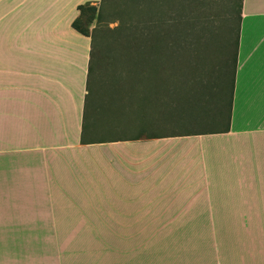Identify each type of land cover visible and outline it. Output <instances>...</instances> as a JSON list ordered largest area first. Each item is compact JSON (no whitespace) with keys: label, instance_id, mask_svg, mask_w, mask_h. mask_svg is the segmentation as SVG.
<instances>
[{"label":"crops","instance_id":"0c3cea01","mask_svg":"<svg viewBox=\"0 0 264 264\" xmlns=\"http://www.w3.org/2000/svg\"><path fill=\"white\" fill-rule=\"evenodd\" d=\"M99 3L0 0V264H264V0H242L227 132L115 140L90 138L75 27Z\"/></svg>","mask_w":264,"mask_h":264},{"label":"rangeland","instance_id":"374dc122","mask_svg":"<svg viewBox=\"0 0 264 264\" xmlns=\"http://www.w3.org/2000/svg\"><path fill=\"white\" fill-rule=\"evenodd\" d=\"M120 3L121 0H112L110 8ZM97 7L99 9L100 3ZM85 10L84 22H81V26L83 29L91 27L90 31H92L97 25L96 16L92 14V10L88 8ZM206 10L210 21L213 17L212 10L208 11V8ZM215 10L220 11L218 8ZM117 26V23L109 24L110 29H115ZM214 26L210 27L207 24L203 26L201 38L197 40L198 54L192 56V60L188 58L189 56H178L176 58L178 69L175 71L169 70L168 64L162 62L146 63L147 69L151 72L159 70L160 75L172 80L169 81L171 92L178 87L182 97L192 99L189 103L185 99L177 101L172 98L168 106H163L165 115L161 118L155 114L159 111L154 105L156 102H152L156 93L155 81L152 79L150 83H141L135 77L136 72L132 70L135 65L130 64L121 52L120 46L125 39L112 36L113 33L107 31L97 35V57L93 63L88 98L93 123L91 127L88 120L90 138L115 140L158 134L211 132L226 128L231 73L228 74L225 83L222 82L221 74L225 61L228 59L231 61L234 56L237 23L234 20L229 24ZM148 59L149 57L146 58ZM114 60L117 61L116 64ZM188 61H193L194 65L188 66ZM176 85L181 86L174 87ZM182 91L183 93L191 91V95L186 93L183 96ZM222 92L226 99L219 117ZM150 116L155 118L153 119L156 120V124L148 125L147 119Z\"/></svg>","mask_w":264,"mask_h":264},{"label":"trees","instance_id":"16d2710c","mask_svg":"<svg viewBox=\"0 0 264 264\" xmlns=\"http://www.w3.org/2000/svg\"><path fill=\"white\" fill-rule=\"evenodd\" d=\"M111 1L112 0H101L99 9L98 7H91L89 4L85 7H80L82 15H85V9L88 8L92 10V14L96 16L97 25L92 31L81 28L77 25V22L75 24L78 31L84 35L90 36L92 39L90 72L92 73L93 71V63L97 57V35H101V32H111L113 33L112 36L122 37L125 40H122L120 46L121 52L122 55L128 59L130 64L135 65V67L132 68V70L136 72L135 77L138 78L141 83H150L152 79L155 81L154 88H156V93L152 102H156L154 105L159 111L158 113L155 112V114H158L159 118L165 115L163 106H168L172 98L177 101L185 99L189 103L192 99L184 98L180 95L178 90L180 88L177 86L181 85L174 86L177 87V89L171 92L169 89V81L171 82L172 80L170 78L167 80L164 75H160L159 70L151 72L147 69L146 63L151 61L162 62L165 63V65L168 64L169 70L175 71L178 69L176 64V58L178 56H189L188 58L192 60V56L198 54L197 40L201 38V31L204 25L207 24L210 27H215L214 25L229 24L236 20L237 30L234 56L231 61L230 59L225 61L221 74L222 82L225 83L229 77L228 74L231 73L228 124L226 128L217 131L185 134L196 135L227 132L230 124L233 88L237 69L242 0H121V3L114 5L112 9L110 8ZM206 8H208V11L214 8L211 12L213 13V17L210 21ZM216 8L220 11L217 12L215 10ZM95 19H93V21ZM111 23H117L118 26L115 29H110L109 24ZM147 57H149L148 60H146ZM116 63L117 61H115V64ZM187 65H194V62L188 61ZM186 93L191 95V91H184V93L182 91L183 96ZM225 99L226 96L222 92L220 109L218 108L219 117L220 113L222 114L220 111H223ZM159 107L161 108L159 109ZM166 112L168 113L169 111ZM188 118L190 119L191 117Z\"/></svg>","mask_w":264,"mask_h":264}]
</instances>
